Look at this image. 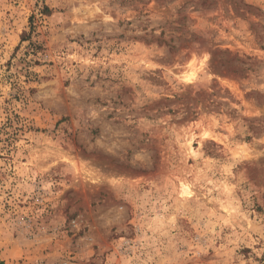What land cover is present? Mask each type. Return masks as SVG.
I'll list each match as a JSON object with an SVG mask.
<instances>
[{
  "label": "rangeland",
  "instance_id": "obj_1",
  "mask_svg": "<svg viewBox=\"0 0 264 264\" xmlns=\"http://www.w3.org/2000/svg\"><path fill=\"white\" fill-rule=\"evenodd\" d=\"M262 262L264 0H0V264Z\"/></svg>",
  "mask_w": 264,
  "mask_h": 264
},
{
  "label": "bare ground",
  "instance_id": "obj_2",
  "mask_svg": "<svg viewBox=\"0 0 264 264\" xmlns=\"http://www.w3.org/2000/svg\"><path fill=\"white\" fill-rule=\"evenodd\" d=\"M193 77H194L193 74H189V75H186V76H185V79H186L187 81H191V80L193 79Z\"/></svg>",
  "mask_w": 264,
  "mask_h": 264
},
{
  "label": "trees",
  "instance_id": "obj_3",
  "mask_svg": "<svg viewBox=\"0 0 264 264\" xmlns=\"http://www.w3.org/2000/svg\"><path fill=\"white\" fill-rule=\"evenodd\" d=\"M262 264H264V262H262Z\"/></svg>",
  "mask_w": 264,
  "mask_h": 264
}]
</instances>
